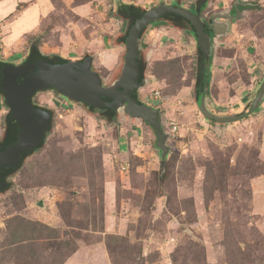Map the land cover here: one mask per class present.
Wrapping results in <instances>:
<instances>
[{"label":"rangeland","instance_id":"374dc122","mask_svg":"<svg viewBox=\"0 0 264 264\" xmlns=\"http://www.w3.org/2000/svg\"><path fill=\"white\" fill-rule=\"evenodd\" d=\"M117 1L0 0L2 57L21 62L39 36L46 55H92L108 85L125 52ZM122 1L148 9L172 0ZM234 1L210 0L202 18ZM241 1L254 8L211 48L214 114L242 112L264 72V0ZM140 37L148 81L138 97L160 110L170 133L164 180L146 123L122 113L108 123L54 90L38 92L33 102L52 110V129L0 192V264H264V100L238 122L207 121L190 32L154 21ZM5 112L0 97V135Z\"/></svg>","mask_w":264,"mask_h":264},{"label":"water","instance_id":"95a60500","mask_svg":"<svg viewBox=\"0 0 264 264\" xmlns=\"http://www.w3.org/2000/svg\"><path fill=\"white\" fill-rule=\"evenodd\" d=\"M236 5V2H234ZM179 15L190 23L195 33V43L200 50V74L210 72L209 61L213 43L205 31L202 17L187 7L159 3L142 12L129 26L124 41L125 52L120 73L110 84L105 85L98 71L93 68V56L82 59H67L64 62H49L44 57L32 61L0 65V89L5 98L11 119L15 122L17 135L0 149V171L6 167L16 169L23 154L33 151L45 139L51 125V112L42 106H34L29 100L37 92L52 89L75 103L88 107H107L134 120H141L152 130L154 145L164 162L170 148L167 144L169 132L163 127L160 110L139 102L133 95L148 81L139 79L140 31L165 14ZM235 16L216 12L210 15V28L217 38L227 33L229 20ZM216 19H223L218 22ZM201 86V83H200ZM108 98L109 100H105ZM264 100V79L252 98L247 110L240 113L214 114L208 107L209 98L200 93L196 104L203 117L215 124H231L252 114ZM8 181L0 180V191L9 187ZM37 206L44 207L42 200Z\"/></svg>","mask_w":264,"mask_h":264},{"label":"trees","instance_id":"16d2710c","mask_svg":"<svg viewBox=\"0 0 264 264\" xmlns=\"http://www.w3.org/2000/svg\"><path fill=\"white\" fill-rule=\"evenodd\" d=\"M172 1H176L178 3L177 5L174 4V6H179L180 5L179 4L180 2H178V0H172ZM209 1L210 0H196L195 1L196 3L195 4L193 3L191 8H188V9H190L192 12H194V13H196L198 15H201V13L206 9L207 4L209 3ZM245 8H248V9L254 8V2L247 3L245 5ZM145 10L146 9L142 8L141 6H139L137 4H134V3H131V2L128 3V2H124L122 0H119V1L116 2L115 8L112 11V15L115 16V17L120 18L122 20V22L124 24H126L125 30L116 39L118 44H121V45L123 44L124 45V41H125V37H126V34H127V30L129 28L130 24L142 12H144ZM163 18H164V20L166 22L170 23L175 28L189 31L191 36H192V38H193V40L195 41L194 29L190 25L188 20H186L185 18H183V17H181L179 15H175V14H171V13H168V14L164 15ZM39 41H40L39 36H35V37L31 38L30 43H29L28 48H27V51H26L25 55L23 56V58L21 59V62L26 63V62L32 61V60H34V59H36L38 57H44L49 62H64L65 60H67V58L62 57L60 55H46V54H44L41 51V49H40ZM196 51H197V73L195 75V85H194L195 99L202 92H204V94L206 96H208V93H209L208 86H209V81H210V72H209L208 75L205 72L203 74L199 73L200 50L197 47V45H196ZM139 55H140V52H139ZM206 60L210 61L211 60V56L207 57ZM138 62H139V79H141V78L144 77L145 63H140V57L138 59ZM13 63H16V62H9V61H7L6 59H4L2 57V49H1V46H0V65L1 64H13ZM263 79H264V74H263V76L261 78V81H259L258 85H260V83L263 81ZM200 83H201V86H200ZM258 85H257V87H258ZM137 92L138 91H135L133 93V95L136 97V99L139 102H143V101H141L139 99V97L137 95ZM0 97L2 99L4 107L6 108V112L3 115L2 133L0 135V149H2L11 140L16 138L17 130H16L15 122L10 117L9 111L7 109L6 101H5V98L3 97L1 89H0ZM253 97L254 96H252L251 99L248 102H246V104L244 105L245 108L243 109V111L248 109V107L250 105V102H251ZM105 100H109V99L105 98ZM29 101L31 102L32 100H29ZM83 105L85 106V104H83ZM34 106H37V105L34 104ZM46 109L49 110L52 113V110H50L48 108H46ZM86 109H87L88 112H90L92 114H95L97 117L105 120L108 123L113 122L116 119V116H117L116 113L112 109L107 108V107H100V108H95V107H88L87 108L86 107ZM256 111H258V109H256L253 113H255ZM52 121H53V118L51 119V125H50V127H49V129L47 131L46 136L51 132ZM44 141H45V139H43V141L33 151H31L30 153L23 154V156L21 158V164L16 169H12L11 167H6L4 171H0V178L1 179H7L8 177H10L14 173H16L18 171V169L21 167V165L23 164V162L25 161V159L27 157H29L33 152H35L36 150H39L43 146ZM166 160H167V158L163 162L161 160V158H160V165H161L160 180L161 181H163L165 176H166V164H165ZM8 188L9 187H7V189Z\"/></svg>","mask_w":264,"mask_h":264},{"label":"flooded vegetation","instance_id":"af4514ba","mask_svg":"<svg viewBox=\"0 0 264 264\" xmlns=\"http://www.w3.org/2000/svg\"><path fill=\"white\" fill-rule=\"evenodd\" d=\"M196 1V0H195ZM194 1V4L196 3ZM234 2H236V5H235V3ZM232 4H231V6H230V8H229V11H227V13H229L231 16H235L236 15V12H237V10L240 12V15L242 14V10H244V9H246L245 8V5L248 3V2H246V1H241V0H237V1H234ZM167 4H171V5H177L178 3L176 2V1H172V2H169V3H167ZM180 5L179 6H183V7H187V8H191V6H192V4H190V5H183V4H181V3H179ZM196 12V11H195ZM223 13H225V12H223ZM202 14H203V12L201 13V17H202ZM166 15V14H165ZM212 15V14H211ZM239 15V16H240ZM164 16V15H163ZM163 16H161L159 19H157L156 20V22H159V21H165L164 20V18H163ZM238 16V17H239ZM237 17V18H238ZM236 18V19H237ZM203 19V21H204V25H205V31L210 35V37H211V41L213 42V40L215 39V38H217L216 37V35L214 34V31L210 28V26H209V24H210V15L207 17V18H202ZM223 19H216V21H218V22H220V21H222ZM234 19H230L229 20V23H231L232 21H233ZM146 27H144L143 29H142V31H140V36H141V34L143 33V31H144V29H145ZM141 38V37H140ZM141 45H143V42H142V40H141V43H140ZM143 46H141V48H142ZM210 56H211V52H210ZM211 58H212V56H211ZM140 63H145V56H143V54H142V51H141V49H140ZM209 64H210V67H211V60L209 61ZM144 72H145V70H144ZM199 73H200V70H199ZM204 73V72H203ZM202 73V74H203ZM49 90H52V89H49ZM208 90H209V86H208ZM138 91V90H137ZM38 93V92H37ZM36 93V94H37ZM36 94H34V96L36 95ZM60 94V93H59ZM61 95V94H60ZM137 95H138V92H137ZM34 96L30 99V100H32L31 101V103L34 105V104H36L37 106H39V104H37V103H34L33 102V98H34ZM251 98H249V99H247L246 101L248 102L249 100H250ZM141 100V99H140ZM142 101V100H141ZM245 101V102H246ZM246 104V103H245ZM261 105V104H260ZM260 105H259V107H260ZM40 106H42V105H40ZM42 108H44V109H46V107H44V106H42ZM52 114V113H51ZM53 115V114H52ZM51 115V119L53 118V116ZM212 122V121H211ZM212 123H214V122H212ZM0 180H2V181H7V179H1L0 178ZM7 189V188H6ZM0 192H2V191H0Z\"/></svg>","mask_w":264,"mask_h":264},{"label":"built area","instance_id":"2783aa9c","mask_svg":"<svg viewBox=\"0 0 264 264\" xmlns=\"http://www.w3.org/2000/svg\"><path fill=\"white\" fill-rule=\"evenodd\" d=\"M173 130H175V127ZM127 170H128V164L127 163H121L119 166V171L121 173H124V172H127Z\"/></svg>","mask_w":264,"mask_h":264},{"label":"crops","instance_id":"0c3cea01","mask_svg":"<svg viewBox=\"0 0 264 264\" xmlns=\"http://www.w3.org/2000/svg\"><path fill=\"white\" fill-rule=\"evenodd\" d=\"M263 70H264V69H263ZM263 74H264V72L261 74V78H262Z\"/></svg>","mask_w":264,"mask_h":264}]
</instances>
